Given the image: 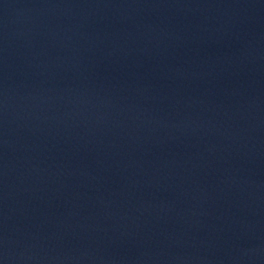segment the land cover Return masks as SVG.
Instances as JSON below:
<instances>
[{
	"label": "water",
	"instance_id": "obj_1",
	"mask_svg": "<svg viewBox=\"0 0 264 264\" xmlns=\"http://www.w3.org/2000/svg\"><path fill=\"white\" fill-rule=\"evenodd\" d=\"M0 264H264V0H0Z\"/></svg>",
	"mask_w": 264,
	"mask_h": 264
}]
</instances>
